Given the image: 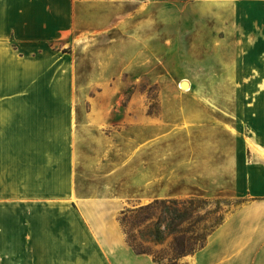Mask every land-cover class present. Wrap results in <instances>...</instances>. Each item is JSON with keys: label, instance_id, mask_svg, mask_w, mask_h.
Masks as SVG:
<instances>
[{"label": "rangeland", "instance_id": "rangeland-1", "mask_svg": "<svg viewBox=\"0 0 264 264\" xmlns=\"http://www.w3.org/2000/svg\"><path fill=\"white\" fill-rule=\"evenodd\" d=\"M116 2L112 26L94 34L75 29L71 40L53 45L55 77L39 78L40 84L55 83L53 92H24L22 101L54 106L40 116V186L35 194L9 180L0 189V214L32 213L35 207L43 214L116 213L121 222L123 211L146 205L145 164L148 174L154 171L155 155L167 159L172 180L166 185L175 188L177 154L189 156L192 145L207 144L211 133L227 127L246 136L264 134V0ZM47 57L39 55L40 64ZM214 107L226 119L214 118ZM27 120L24 141L14 144L23 154L35 128ZM200 198L212 202H196L199 215L216 208V197ZM221 198L230 203L222 204L224 211L241 201ZM196 233L187 248L200 245L203 223ZM173 240L167 234L163 243L145 245L166 257L162 264H175ZM5 255L7 264L19 261L15 253Z\"/></svg>", "mask_w": 264, "mask_h": 264}, {"label": "crops", "instance_id": "crops-1", "mask_svg": "<svg viewBox=\"0 0 264 264\" xmlns=\"http://www.w3.org/2000/svg\"><path fill=\"white\" fill-rule=\"evenodd\" d=\"M118 16L116 0H0V189L14 179L17 189L38 192L40 116L49 115L54 106L53 101L22 98L24 92L38 87L44 93L53 92L55 83L39 81L40 75L48 80L55 77L53 45L71 40L75 29L83 34L102 32ZM39 55H47V63L40 64ZM216 109L214 118L226 119ZM25 111L31 116H25ZM29 117L35 128L26 137L33 144L23 154L14 144L23 140ZM222 130L211 133L207 144L192 145L189 156L177 154L171 172L175 188L166 185L172 177H167L163 154L150 161L154 163L150 174L148 161L145 164L148 191L143 204L193 196L241 200L180 264H264V134ZM60 178L63 187L65 173ZM32 209V213L0 214L1 264H7V255L2 256L7 253L16 254L19 261L14 264H157L152 254L135 251L116 213L43 214ZM18 219L20 223L14 222Z\"/></svg>", "mask_w": 264, "mask_h": 264}, {"label": "trees", "instance_id": "trees-1", "mask_svg": "<svg viewBox=\"0 0 264 264\" xmlns=\"http://www.w3.org/2000/svg\"><path fill=\"white\" fill-rule=\"evenodd\" d=\"M201 199L208 203L212 202L210 198L199 199V197H192L187 200L164 198L156 199L138 208L123 211L124 216L121 218V222L135 251L152 254L154 261L157 264H162L166 257L160 253L155 254L145 244L149 241L154 244L163 243L167 234H172L174 235V240L171 248L175 252L177 259L175 264H178L177 262L182 256L193 254L205 243L207 235L223 222L226 213L229 211L222 209L223 203L230 204L227 199L216 198L214 199L217 203L216 208L208 210L204 215H199L198 209L195 208V203ZM187 202L190 205L186 206ZM127 214H130L131 217H128ZM208 218H210V225L206 224ZM184 222H188V225L181 227ZM164 223L166 224L167 234L163 229ZM201 223L204 224V233L198 238L200 245L198 246L196 241L190 245L191 247L187 248V243L185 244V242L191 243L192 239L196 240L194 235L197 234L198 225ZM138 234L140 237H138Z\"/></svg>", "mask_w": 264, "mask_h": 264}, {"label": "water", "instance_id": "water-1", "mask_svg": "<svg viewBox=\"0 0 264 264\" xmlns=\"http://www.w3.org/2000/svg\"><path fill=\"white\" fill-rule=\"evenodd\" d=\"M187 83H188V82L185 80V81H183V82L181 83V86L184 87V86L187 85Z\"/></svg>", "mask_w": 264, "mask_h": 264}]
</instances>
